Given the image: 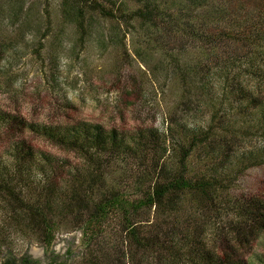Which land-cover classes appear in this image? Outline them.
Masks as SVG:
<instances>
[{
  "label": "trees",
  "instance_id": "16d2710c",
  "mask_svg": "<svg viewBox=\"0 0 264 264\" xmlns=\"http://www.w3.org/2000/svg\"><path fill=\"white\" fill-rule=\"evenodd\" d=\"M106 1L66 3L81 36L88 13L115 18ZM133 1L128 21L166 56L186 112L206 98L208 122L188 130L173 114L163 132L122 133L86 122L40 127L0 111L9 161L0 165V248L9 230L50 248L71 227L81 232L76 264H249L243 252L264 235V196L234 186L264 165V0ZM28 133L76 162L43 154Z\"/></svg>",
  "mask_w": 264,
  "mask_h": 264
},
{
  "label": "rangeland",
  "instance_id": "374dc122",
  "mask_svg": "<svg viewBox=\"0 0 264 264\" xmlns=\"http://www.w3.org/2000/svg\"><path fill=\"white\" fill-rule=\"evenodd\" d=\"M68 1L0 0V49L5 51L0 61L1 112L40 127L86 122L122 133L149 127L163 132L173 114L188 130L208 122L206 98L195 99L186 112L181 105L186 98H181V85L166 56L148 41L138 20L128 21L127 14L139 8L133 0H107L114 5V19L88 13L84 36L68 15ZM184 58L194 60L191 54ZM31 135L28 140L43 154L67 165L76 162L72 154ZM261 145L258 135L250 137L249 146ZM4 151L0 142V153ZM7 161L4 154L0 165ZM256 191L264 196V165L248 170L234 186L236 194ZM7 232L0 264L5 250L20 259L27 251L55 256L71 245L75 254L70 264L82 256L81 232L71 227L61 229L50 248ZM243 253L249 264H264V235Z\"/></svg>",
  "mask_w": 264,
  "mask_h": 264
},
{
  "label": "water",
  "instance_id": "95a60500",
  "mask_svg": "<svg viewBox=\"0 0 264 264\" xmlns=\"http://www.w3.org/2000/svg\"><path fill=\"white\" fill-rule=\"evenodd\" d=\"M74 254H75L74 249L71 245H64L55 254V256H46L39 252L27 251L24 253V255L21 258L26 257L29 260L36 262L37 264H53V263L70 264L73 261ZM10 258H14V257H12L11 254L5 250L2 255L1 264ZM16 260H19V259H16Z\"/></svg>",
  "mask_w": 264,
  "mask_h": 264
}]
</instances>
